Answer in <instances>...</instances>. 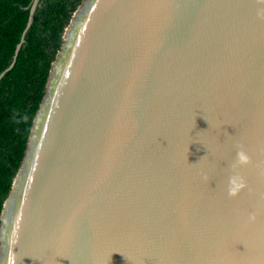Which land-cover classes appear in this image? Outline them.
I'll return each instance as SVG.
<instances>
[{
    "label": "water",
    "instance_id": "95a60500",
    "mask_svg": "<svg viewBox=\"0 0 264 264\" xmlns=\"http://www.w3.org/2000/svg\"><path fill=\"white\" fill-rule=\"evenodd\" d=\"M260 8L82 0L3 202L0 264H264ZM237 145L252 163L233 171Z\"/></svg>",
    "mask_w": 264,
    "mask_h": 264
},
{
    "label": "trees",
    "instance_id": "16d2710c",
    "mask_svg": "<svg viewBox=\"0 0 264 264\" xmlns=\"http://www.w3.org/2000/svg\"><path fill=\"white\" fill-rule=\"evenodd\" d=\"M33 0H0V75L12 62ZM82 0H40L14 66L0 79V213L24 157L62 33Z\"/></svg>",
    "mask_w": 264,
    "mask_h": 264
},
{
    "label": "clouds",
    "instance_id": "9594fccd",
    "mask_svg": "<svg viewBox=\"0 0 264 264\" xmlns=\"http://www.w3.org/2000/svg\"><path fill=\"white\" fill-rule=\"evenodd\" d=\"M257 3L264 5V0H257ZM257 16L259 19L264 20V8H260L257 11ZM238 151L236 154V161L231 165L233 171L242 166H247L252 163L251 157L246 153L243 145H237ZM207 179V177H205ZM247 187V183L243 176L239 174H234L229 177L228 180V196L236 197L239 193ZM250 220H255V215L252 214L249 217Z\"/></svg>",
    "mask_w": 264,
    "mask_h": 264
}]
</instances>
